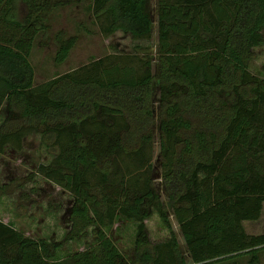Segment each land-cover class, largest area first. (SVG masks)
<instances>
[{
	"label": "trees",
	"instance_id": "trees-1",
	"mask_svg": "<svg viewBox=\"0 0 264 264\" xmlns=\"http://www.w3.org/2000/svg\"><path fill=\"white\" fill-rule=\"evenodd\" d=\"M78 1L0 0V153L38 134L49 159L15 186L36 173L72 196L61 240L0 219V264H236L242 254L257 264L264 230L245 225L264 219V76L249 62L263 42L264 0H155L154 57L135 44L138 67L105 55L34 83V35L52 7ZM85 1L102 36L150 37L149 0ZM54 38L61 62L74 37ZM154 118L158 177L188 261L153 187ZM152 213L167 230L156 242L144 223ZM118 219L133 223L127 256L106 233ZM87 227L92 240L58 256Z\"/></svg>",
	"mask_w": 264,
	"mask_h": 264
},
{
	"label": "rangeland",
	"instance_id": "rangeland-1",
	"mask_svg": "<svg viewBox=\"0 0 264 264\" xmlns=\"http://www.w3.org/2000/svg\"><path fill=\"white\" fill-rule=\"evenodd\" d=\"M85 0L70 2L52 7L46 16L47 28L39 30L32 40L28 59L33 68V82L44 81L54 75L85 65L90 61L105 56L120 54L126 56V63L138 67L137 58L133 55V45H147L150 57H154L156 44L155 0H149V11L152 22L150 37L133 39L126 32L116 30L108 36H102L93 17L86 8ZM61 31L63 37L73 36L74 43L67 56L61 62H54L53 55L56 49L54 35ZM263 42L253 48L255 56L249 62L251 72L264 76V27L262 30ZM113 53V54H110ZM154 60H151V70L154 71ZM156 107V104H154ZM3 106L0 108V118L3 116ZM156 112V109H155ZM151 163L153 187L157 191L163 206L167 210L172 229L178 242V249L186 257L185 248L177 225L170 213L166 201V194L162 182L158 177V135L156 119L151 126ZM49 155L45 153L43 145L39 143V135L30 133L21 142V148L16 150L4 146L0 153V183L10 181L4 194H0V219L11 222L23 234L34 238L44 237L61 240L70 227L68 210L72 196L58 185L45 180L38 174L33 179L16 187L22 181L23 175L35 169L38 162H46ZM32 189V190H31ZM26 193L20 194V193ZM149 241L156 242L167 236V230L161 225L156 214L152 213L144 220ZM245 228L254 232L264 230V219L256 222H247ZM84 237L78 240H69L62 243L58 256L73 250L81 249L92 240L90 227H87ZM107 235L115 242L121 252L127 256L131 253L133 239V223L118 219L109 229ZM257 264H264V248L258 251ZM236 264H247V255L234 258Z\"/></svg>",
	"mask_w": 264,
	"mask_h": 264
},
{
	"label": "crops",
	"instance_id": "crops-1",
	"mask_svg": "<svg viewBox=\"0 0 264 264\" xmlns=\"http://www.w3.org/2000/svg\"><path fill=\"white\" fill-rule=\"evenodd\" d=\"M187 264H192V263H189V262H188Z\"/></svg>",
	"mask_w": 264,
	"mask_h": 264
},
{
	"label": "built area",
	"instance_id": "built-area-1",
	"mask_svg": "<svg viewBox=\"0 0 264 264\" xmlns=\"http://www.w3.org/2000/svg\"><path fill=\"white\" fill-rule=\"evenodd\" d=\"M192 264H194V263H192Z\"/></svg>",
	"mask_w": 264,
	"mask_h": 264
}]
</instances>
